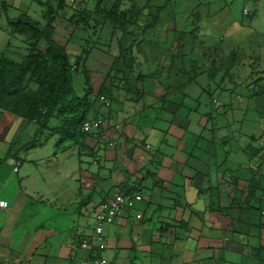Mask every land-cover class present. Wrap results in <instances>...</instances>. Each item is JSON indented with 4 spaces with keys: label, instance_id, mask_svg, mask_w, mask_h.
<instances>
[{
    "label": "crops",
    "instance_id": "1",
    "mask_svg": "<svg viewBox=\"0 0 264 264\" xmlns=\"http://www.w3.org/2000/svg\"><path fill=\"white\" fill-rule=\"evenodd\" d=\"M46 1L55 8L56 18L62 15L65 8L57 10L60 0H0L8 5L0 12L7 22V15L15 17L22 11L32 16L31 5L45 7ZM73 2V8L80 10L84 0ZM1 15L0 37L13 36ZM42 17L46 19L43 11ZM54 23V38L59 43L57 38H64L74 60L83 42L70 43L69 26ZM146 39L130 40L134 59L149 64L138 63L137 84L129 87L116 79L106 92L111 107L97 97L90 109L88 117L108 111L105 134L84 135L78 143L58 134L57 151L68 143L74 147L75 168L70 171L66 160L55 168L43 164L52 155L57 157L43 149L55 137L51 133L60 126L59 117H51L42 127L0 109V198L9 202L7 208H0V264H80L94 256L107 258L109 264H264L262 203L247 200L250 172L233 159L234 154L250 156L244 150L250 145L234 149L232 114L225 111V122L212 111H200L205 92L213 103L218 99L212 90L198 85L197 60L192 67L196 78L160 80L154 70L155 53ZM108 40L116 43L117 51L109 52L108 43L93 48L85 59L88 73L104 76L101 73L109 72L121 55L125 40L121 36ZM169 74L167 65L164 75ZM245 169L248 179L234 177L237 170ZM69 178L76 187L67 199L68 188L60 187ZM125 191H140L143 199L105 225L104 250L82 248L77 235L93 234L98 205Z\"/></svg>",
    "mask_w": 264,
    "mask_h": 264
},
{
    "label": "rangeland",
    "instance_id": "2",
    "mask_svg": "<svg viewBox=\"0 0 264 264\" xmlns=\"http://www.w3.org/2000/svg\"><path fill=\"white\" fill-rule=\"evenodd\" d=\"M115 1L84 0L80 5L81 9L75 10L72 6L73 2L69 0L67 1L69 4L65 6L64 12L61 13L62 15L60 16V13L57 15L54 25H68L71 33L69 34L70 43L77 40L83 42L89 53H92L93 48L101 47L105 43H108L109 52L117 51L116 43H111L108 40L111 37L118 38L121 36L125 40L124 44L120 45L123 47L122 52L130 45L131 39L137 41L141 38L144 39V36L155 53L154 70L160 80H169L168 82L174 83L177 78L180 82H186L188 77L194 76L198 71L197 81L199 84H197L212 90L214 96L218 99V103H213L212 96L205 92L203 99H201L203 106L200 107L195 103L194 107H200V111L203 112H214V116L217 117L218 121L224 120L226 122L225 111L230 116L233 115L234 149H238L240 145H250L244 149L250 156H247L246 153H240L241 155L238 156L234 154L233 159H238L235 162L238 161V163L244 164L243 169L247 168L250 176L253 172H255L253 174L256 177H259L260 173L263 175L264 95H254V91L257 88L264 90V0H135L139 7H143V13L138 23H129L127 26L128 33H123L119 28L115 30L110 23L102 22L105 12L114 5ZM31 6L33 18L40 20L45 25L47 19L44 20L42 17V11L45 12L47 6L41 7L38 3H33ZM120 6L124 10L133 9L131 0H123ZM84 9L86 10L84 11ZM245 10L249 11L250 14H245ZM87 11L89 17L85 14ZM90 13L93 14L92 17H90ZM154 15L158 16L157 22L152 21ZM1 16V22L4 21L7 25L4 15ZM71 17L75 21L73 19L71 22L69 19ZM146 23L151 25L142 33L143 29L139 26ZM122 28L124 29V26ZM54 34H56L55 31ZM26 37L23 34L1 36L0 52H4L8 57L9 55L14 56L12 59L15 61H23L28 53L26 48L28 44L25 43ZM57 39L65 46L64 38ZM77 44L76 47H79ZM40 46L45 48V43L42 42ZM129 55L131 54H126L122 65L125 71L124 79L120 78L122 75L120 77L113 75L117 74L116 71L112 70L116 65L115 60L109 72L107 70L101 73L104 76L88 73L90 85L86 83L87 76L84 72L74 73L73 85L76 94L84 95L88 86H91L90 98L95 102L99 97L101 88L107 87L108 91L111 90L116 79H121V85L129 87L137 84L135 68L138 63H144V67H148L149 64L145 61H136V59L131 61ZM168 57H175V59ZM232 57L235 58L234 63ZM195 60H197L196 68L198 69L195 70L196 73L192 70ZM110 61L112 62V58H110ZM167 65H169L170 74L165 77L164 72L166 73ZM209 68L210 70L212 68L218 70L214 79L209 77ZM183 74H186V76L183 77ZM178 76L183 78L180 79ZM139 80V83H143V79L139 78ZM254 80H257V82ZM205 98H207L208 110H205ZM110 107L106 106V108ZM107 113V110H102L101 115L105 117ZM226 125L229 127V124ZM252 135L257 138L255 140L251 139ZM59 143L60 136L56 134L43 151L57 153V157L52 155L50 160L43 162V164L55 168L57 165L60 167L66 160L65 165L70 171L75 168V159L71 158L74 147L68 143L66 148L62 147L64 151L61 155L62 149L57 151ZM261 145H263L260 150L262 157L259 160L258 155H251V147ZM246 165L248 167H245ZM236 168V165H234V169ZM247 169L243 173L237 170L233 173L234 177L243 175L248 179ZM262 178L264 180V175ZM232 182L236 183L237 179L232 180ZM249 184L250 179H248L245 188L249 187ZM48 186H50V183ZM66 187L69 190L67 199H70L76 187L75 181L69 178L67 185L64 184L63 187H60V190H64ZM257 194L260 196L261 192L258 191Z\"/></svg>",
    "mask_w": 264,
    "mask_h": 264
},
{
    "label": "trees",
    "instance_id": "3",
    "mask_svg": "<svg viewBox=\"0 0 264 264\" xmlns=\"http://www.w3.org/2000/svg\"><path fill=\"white\" fill-rule=\"evenodd\" d=\"M122 1L116 0L114 2V5L105 12L102 22L110 23L115 30L119 28L123 33H128L127 26L129 23L139 22L143 7H139L135 0H131L133 9L124 10L120 6ZM50 3V1L43 3L47 6L45 11L47 22L45 25L34 19L27 11H22L15 17L7 15L8 21L6 23L10 33L27 36L28 53L23 61L18 62L0 52V109L39 122L42 127L47 125L51 117L57 116L62 122L51 134H60L63 139L78 143L84 135H88L81 131V126L84 120L89 118L88 114L94 102L90 98L91 86H88L84 95L76 94L73 77L76 72H84L87 76L86 83L90 85L88 72L85 69V59L89 54V50L83 45L81 53L73 60V56L68 52L66 46H63L54 38L53 23L56 19V11ZM66 5V0H60L57 10L65 8ZM7 7L8 5L2 2L0 11H2V8L6 9ZM85 14L89 17L88 11ZM90 14V17H92L93 14ZM69 19L72 22L74 18ZM157 20L158 16L154 15L152 21L157 22ZM150 25L146 23L139 26V28L141 27L143 29L142 33H144ZM143 38L145 37L143 36ZM42 42L45 43V48H41L40 44ZM131 48L132 45H129L121 52L120 56L115 58L116 65L112 70L116 73L121 72V79L125 78L122 65L126 54L132 53ZM129 56H132L130 59L135 60L133 55ZM232 59L234 63L235 58L232 57ZM120 66L122 69L119 68ZM209 73V77L214 79L218 70L214 68L210 70L209 68ZM139 76L144 78L145 74ZM254 81L257 82V80ZM106 92H108L107 87L101 88L98 96L104 95L108 98ZM255 94L264 95V90L257 88L254 91ZM252 138L254 139L255 136L253 135ZM263 145L251 147V155H258L260 160L262 157L260 150ZM254 174L249 178L250 184L246 198L247 200H259L261 202L264 195V180L262 178L264 174L260 173L259 177ZM258 191L261 192L260 196L257 194Z\"/></svg>",
    "mask_w": 264,
    "mask_h": 264
},
{
    "label": "built area",
    "instance_id": "4",
    "mask_svg": "<svg viewBox=\"0 0 264 264\" xmlns=\"http://www.w3.org/2000/svg\"><path fill=\"white\" fill-rule=\"evenodd\" d=\"M245 14H250V12L245 10ZM100 100L107 107L112 104L111 100L104 95L100 96ZM106 124L107 120L103 116L89 117L84 120L81 131L85 134L96 132L97 137H101L105 134ZM113 144L114 142H110V145ZM147 147H149V145ZM19 165L20 163L18 162L15 166V170L18 169ZM142 199L143 194L140 191H125L113 198H107L101 202L95 211L96 223L93 234L91 236L77 235L80 238V246L84 249L98 247L100 250H104L107 245L104 234L105 225L113 223L115 220L123 217L128 210L134 208ZM262 199L261 214L264 216V195ZM8 205V200L0 198V208L5 209ZM80 264H109V261L105 257L94 256L80 260Z\"/></svg>",
    "mask_w": 264,
    "mask_h": 264
}]
</instances>
